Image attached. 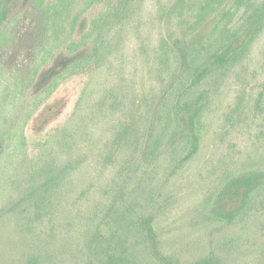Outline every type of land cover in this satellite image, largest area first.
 Returning a JSON list of instances; mask_svg holds the SVG:
<instances>
[{
    "label": "trees",
    "instance_id": "obj_1",
    "mask_svg": "<svg viewBox=\"0 0 264 264\" xmlns=\"http://www.w3.org/2000/svg\"><path fill=\"white\" fill-rule=\"evenodd\" d=\"M31 1L47 42L53 37L54 47L75 59L31 99L29 118L70 76L122 65L123 43L141 5L139 0ZM93 7L99 11L87 25L81 18ZM155 19L150 89L135 84L125 89L126 78H120L93 104L92 79L62 124L26 156L27 168L12 181L16 199L0 217V233L11 228L14 234L19 253L14 264H183L178 253L165 250L159 217L172 198H165L164 190L201 151L217 97L239 77L264 34V0H170ZM4 29L2 22L0 39ZM52 53L47 48L43 61ZM261 53L264 57V41ZM263 98L261 93L256 106ZM49 107L44 121L58 113ZM232 107L239 114L248 110L240 98ZM99 130L108 134L96 142ZM25 141L22 135L20 144ZM100 170L102 176L86 189ZM107 170L113 175L105 176ZM260 208L264 163L253 157L225 169L201 203L205 222L226 226ZM195 264L218 263L206 256Z\"/></svg>",
    "mask_w": 264,
    "mask_h": 264
},
{
    "label": "rangeland",
    "instance_id": "obj_2",
    "mask_svg": "<svg viewBox=\"0 0 264 264\" xmlns=\"http://www.w3.org/2000/svg\"><path fill=\"white\" fill-rule=\"evenodd\" d=\"M169 1L139 0L135 25L123 43L122 65L112 70L103 68L70 76L29 118L31 99L38 96L75 55L54 47L58 42L53 37L47 42V35L41 30V14L31 0H0V25L2 22L5 25L0 39V217L5 216L16 199L12 181L27 168L26 156L73 111L80 91L88 82L93 79L90 87L93 104L120 78H126L125 89L132 88V84L138 90L150 89L147 64L153 59V41L159 27L155 13ZM98 11L96 7L90 8L81 20L88 25ZM263 41L264 34H261L239 77L217 97L201 151L164 190V197L172 198L159 217L165 250L178 253L183 264H195L206 256H214L218 264H264L263 208L233 226L205 222L201 213V203L215 189L225 169L237 168L249 157L264 163V98L260 106H256L264 93ZM141 47H145L146 52L142 53ZM47 48L53 49V53L44 62ZM237 98L246 102L245 113L233 111ZM49 106H56L58 113L44 121ZM104 127H107L105 123L101 125L102 129ZM106 134L99 130L94 141H101ZM22 135L26 137L23 145L20 144ZM101 171L92 173L96 177L87 183L86 189L102 176ZM113 171L107 170L105 176H112ZM162 171L159 170L156 181ZM151 175H146L142 181ZM16 250L11 228L0 233V264H14L13 258L19 254Z\"/></svg>",
    "mask_w": 264,
    "mask_h": 264
}]
</instances>
